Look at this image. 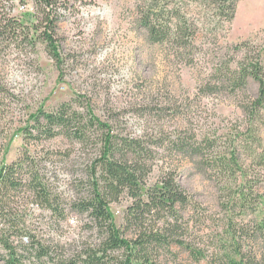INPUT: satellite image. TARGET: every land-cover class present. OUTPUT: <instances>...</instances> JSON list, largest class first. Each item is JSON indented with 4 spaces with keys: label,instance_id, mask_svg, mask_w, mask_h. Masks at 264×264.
<instances>
[{
    "label": "trees",
    "instance_id": "trees-1",
    "mask_svg": "<svg viewBox=\"0 0 264 264\" xmlns=\"http://www.w3.org/2000/svg\"><path fill=\"white\" fill-rule=\"evenodd\" d=\"M8 1L0 0V51L13 47L27 56L42 45L61 68L59 25L91 0H19L22 5L29 3L19 17L13 15ZM238 1L141 0L135 21L149 43L170 45L184 53L194 47L196 28L181 4L207 2L215 9L217 24H229ZM231 48L244 51V57L219 64L199 86L202 95L225 91L240 97L242 127L229 145L193 130L122 134L112 124L117 117L101 120L82 96L53 110L39 107L31 114L32 124L23 128L28 140L61 135L91 146L94 154L87 162L85 181H80L84 197L68 202L40 173L34 157L0 161V261L160 264L163 257H171L178 264L182 253L194 264H264V65L247 40ZM250 82L256 85L254 96L247 94ZM184 159L216 182L217 210L202 206L178 182L176 163ZM122 199L126 204L117 225L110 205ZM21 203L49 211L57 225L66 217V206L85 214L90 221L85 227L94 226L99 232L98 244L85 243L67 254L65 247L41 235L37 226L26 224ZM72 220L70 215L68 221Z\"/></svg>",
    "mask_w": 264,
    "mask_h": 264
},
{
    "label": "rangeland",
    "instance_id": "rangeland-1",
    "mask_svg": "<svg viewBox=\"0 0 264 264\" xmlns=\"http://www.w3.org/2000/svg\"><path fill=\"white\" fill-rule=\"evenodd\" d=\"M8 2L13 4L14 16L29 9V3ZM140 3L91 0L79 7V13L62 21L58 29L62 69L42 45L27 56L13 47L0 51V161L34 157L40 173L50 178L53 190L61 192L64 202L84 197L85 187L80 181H85L87 162L94 150L61 135L28 140L23 128L32 124L29 116L39 107L53 110L82 96L101 120L117 117L112 124L122 134L171 135L193 130L199 136L212 135L225 145L235 140L236 130L242 127L240 97L225 91L202 95L199 86L219 64L244 57V51L231 48L244 40L259 51L264 65V0H239L229 24H217L215 9L207 2L181 4L196 28L194 47L184 53L170 45L148 42L135 21ZM255 92L256 85L250 82L247 94L254 96ZM176 164L178 182L187 193L208 210H217L216 182L189 159ZM152 176L156 177V172ZM125 204L122 199L110 205L117 225L122 222ZM19 210L26 211V224L37 226L41 235L65 247L67 254L85 243L99 242L97 229L85 227L89 218L68 206L66 217L58 225L49 218V211L35 204L21 203ZM70 215L72 223L68 221ZM180 256L178 264H194L184 254ZM159 263L173 264L171 257H163Z\"/></svg>",
    "mask_w": 264,
    "mask_h": 264
}]
</instances>
